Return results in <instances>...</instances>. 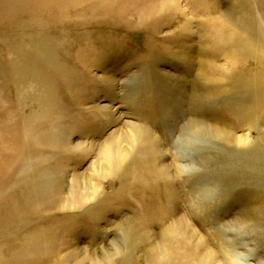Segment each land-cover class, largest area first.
<instances>
[{
  "label": "rangeland",
  "instance_id": "rangeland-1",
  "mask_svg": "<svg viewBox=\"0 0 264 264\" xmlns=\"http://www.w3.org/2000/svg\"><path fill=\"white\" fill-rule=\"evenodd\" d=\"M58 1L64 2V0ZM58 1L0 0V109L3 110V112L0 110V136H3L0 137L2 139H0V143L8 142L11 136L17 135V132L11 129V124L15 125L24 117L34 115L36 91L37 93L46 91L41 106L48 113L42 119L45 126L42 131L47 135L53 133L54 138L50 141L53 142V146L44 144L40 146L42 149L39 147L38 152L32 149L28 151L30 156L25 161L28 164L23 162L21 165L22 162H19V167H22L23 170L27 169V177L24 176L22 179L24 183L20 184V187L24 188L23 196L18 198L16 194L12 195V198H15L13 201H16L17 205L15 208L6 207L5 211L8 212V215L5 218L0 212L2 219L0 225H3L1 227L6 226L9 235L6 242H9L8 244L14 248L16 241L28 240L32 244L39 243L50 247L52 251L56 246H60V252H57L56 248L54 252L51 251L45 255L34 254V257H39L37 264H53L57 256L66 258L71 251H76L78 259L84 260V264H91L93 260L102 259L105 253H115L114 251L119 249L120 254H124L129 250L132 251L133 248L136 249L133 256L139 258V263H144L146 249L148 250L151 244H163L164 226L169 221L163 213L167 202L164 186L158 184L157 181L154 182L151 178L152 167L147 169V166L140 164H134L133 171L137 172L136 177L125 175L123 179L115 181L109 177L105 178L102 175L104 161L101 159L104 147L114 136L124 138L129 133L128 127L138 124L150 129L168 153L165 164L179 165L183 169L181 181L178 180L173 187L174 192L178 194L175 206L180 214H185L192 220L194 228L204 236L212 247L215 248V242L221 239L224 243L229 242L231 245H235V252L244 257L245 264H264V152H261L263 150L259 151V148L264 149V113H262L264 105L260 106V103L261 105L264 103V89L260 91L258 88V91L251 88L254 82L255 87L256 83L260 84L258 80L256 82V79H259L260 74L264 72H261L264 70V66H262L264 64V0L207 1V11L211 16H220L223 19L219 20L217 24L225 25L226 29L228 28L225 31L226 34L232 33L233 30L236 31L234 38H238L239 43L241 42L240 49L231 52L229 48H226L225 53L222 51L223 54L211 49L208 43H205L207 33L204 32L201 25L205 19L197 17L193 19L194 35L191 36L190 34H179L180 24L178 21H182L181 18L171 24L161 20V22H157V26L151 25V22L144 24L140 21L143 17L136 15L120 18L114 22L115 24L111 23L112 25H105L107 24L105 22L103 24L105 26L100 25L99 30L95 32L89 30L91 34L87 35L88 44L92 42L93 47H87L82 43L88 40L83 34L88 28L78 25L70 27L68 23L83 13L87 6L73 8L71 6H75L79 1L65 0L66 3L67 1L73 3L72 5L69 2L70 5L65 3L67 6L64 5V7L68 8H65L68 12L64 7L61 11H56L55 5L58 4ZM59 12L62 13L59 14ZM130 23L132 24L130 25ZM19 24H23L24 28H21ZM19 27L21 31L23 30L22 33ZM109 29L111 31H107ZM238 29L239 31H237ZM61 36L65 39L66 37L72 39L74 43L55 44L56 47L58 46V50L52 45L48 47L54 53L57 62L54 66L50 64L48 66V62L45 60L38 63L42 56L40 52L36 53L37 47L35 48V46L49 40H53L55 43V38L58 40L57 37L62 38ZM17 41L18 43H15ZM24 45L26 46L24 47ZM41 46L46 48L43 44ZM16 47L24 49V54L28 55V59L30 58L29 64L39 65L37 70H43L50 77L45 83V87L40 85L41 87L36 89L33 85L36 79L35 74L27 76V84L31 83V86H27V88L29 87L27 92H30V95L29 97L25 96L28 100L24 104L27 103L30 108L19 105L18 94H16L19 89H14L13 85L14 81H18L17 78H20L17 76L20 74V72L17 73V67L20 66L19 62L24 59L21 55L19 56V53L16 54L12 51L15 49L17 52ZM91 50L93 51L92 56L90 55ZM10 53L12 54L10 55ZM30 55L31 57H29ZM16 58L18 61L15 60ZM208 58H215L214 62L221 71L226 70L225 73L222 71L225 76H222L223 74L218 76L219 80L215 83L209 82L199 75L203 61ZM58 64L63 70H58ZM13 65L16 67L13 69L14 71L12 70L14 73L11 71ZM15 67L13 66V68ZM234 68L235 70H233ZM104 69H107L108 75L113 76L115 80L114 85H110L108 88L102 81ZM255 72L256 75L259 73L257 78ZM239 73L243 75L240 76L242 78L240 82L237 79ZM22 74L26 75L21 72ZM253 74L255 78L251 79ZM70 82L72 84H69ZM247 85L249 86L247 87ZM238 87L240 88L238 89ZM245 91L246 94H244ZM251 91L253 95L249 93ZM6 99L7 101L10 99L11 105L7 103ZM48 101L53 104L45 103ZM78 101L84 104L81 110L77 105H74ZM255 101L259 103V105L256 103L257 108L254 106L256 104L253 105ZM58 105L59 107L62 105L60 108L63 110ZM98 106H103L109 112L111 111L109 113L110 120L106 117H94L82 111V108L95 109ZM252 106L256 108V111L259 109L262 111L256 112L253 108L250 110ZM65 109L70 114L66 113ZM30 111L31 113H29ZM59 120L64 122L60 124ZM194 120L211 126H224L230 129L236 137L243 140L251 138L252 142L248 144L254 146H251L250 149L248 144H240L237 145L238 147L228 146L204 135L201 136V139H196L190 128ZM55 121L56 126L54 125ZM52 125L54 128H51ZM63 134L65 136L62 137ZM60 137L62 139L67 137L71 148L81 147V151L84 153H73L71 155L74 157L64 158L53 148L59 142ZM122 144L124 148L129 147L125 142ZM7 155H11V153ZM7 155L5 154L1 158L7 157ZM42 155L44 156L39 157ZM31 158H35L37 161ZM45 162H47L46 166ZM58 162H62L63 165L60 193L65 203H68L72 196L71 191L74 183H77L83 191L90 190L94 186L104 188L105 194L100 205L102 212L100 216L96 217L97 215L92 213L90 215L92 219L90 216L85 217L75 224V219L67 217L66 213L69 212L42 214L44 206L42 205L41 208L36 206L39 198L35 196V193H32L33 191H28L31 189L29 185L34 181V178L46 181V177L55 174L56 170L49 167ZM45 169L50 174L48 171H46L47 173L43 171ZM36 172L38 173L36 174ZM16 174L17 171L11 173L9 179L14 181ZM47 184L50 185V183H44L48 189L49 185ZM190 198L207 204L206 207H209L205 213L207 220H204V217L201 220L193 218L188 206ZM32 210L35 211V214H29ZM21 211L22 215H20ZM248 216H252V219L256 221L254 225L243 227L238 225V222L236 223L237 219L248 218ZM22 222L23 224H19ZM128 225L133 228L132 235L134 236L131 242L126 243L121 228L127 229ZM0 244H2L1 239ZM119 258L121 257H117V259ZM51 260L54 261L51 262ZM68 260L73 262V259ZM9 264H25V261L16 257V261L9 259Z\"/></svg>",
  "mask_w": 264,
  "mask_h": 264
},
{
  "label": "bare ground",
  "instance_id": "bare-ground-1",
  "mask_svg": "<svg viewBox=\"0 0 264 264\" xmlns=\"http://www.w3.org/2000/svg\"><path fill=\"white\" fill-rule=\"evenodd\" d=\"M77 1H79V2H77ZM77 1L76 2L82 6H79L78 4L73 6L72 5L73 3L71 4L69 1H67V3L69 2L72 5L71 7H73V8L74 7L82 8L86 5L87 9L84 10L83 13H80L77 16V18L72 19V17H71L72 21H68V23H69L70 27H72L73 25L87 27L88 29L83 33L84 36L87 37V39H88L87 35L91 34L90 31L95 32V31L99 30L100 25H103L105 22L107 23L105 25H112L111 23L117 22L120 18H125V17H129V16H134V15L143 17V19L140 21H142L144 24L151 22V25H153V24L156 25L159 23V21L161 22V20L165 21L166 23L171 24L173 21H176L179 18H181L182 21L181 20L178 21V23L180 24L179 25L180 26V28H179L180 33L179 34H187V35L190 34V36H191L192 34L194 35L193 19L195 17H197V18H200L202 20L205 19V21H207V22L201 21L202 22L201 25L203 26L204 32L207 33L205 43H208V45L211 49L216 50V52L217 51L221 52L222 54H223V52L225 53L226 48H229V50L231 52H233L234 50L240 49L239 48V44L241 43V42L239 43L240 40H238V38L237 39L234 38L236 36L235 35L236 31L233 30L232 33L229 32L228 34H226L225 31L228 28L226 29L225 25L221 26V25L217 24V23H219V20H223V19L220 16H211L210 12L207 11L208 10V8H207V6H208L207 1L208 0H77ZM31 2H32V0H31ZM49 2H51V0H49ZM71 2H72V0H71ZM85 2H87V3H85ZM57 3H58L57 5H55V3H54V5L56 7V8L55 7L54 8L57 9L56 11H58V10L61 11L62 7H64V5L67 4L65 0H64V2L58 1ZM69 3H68V5H70ZM33 4H35V3H33ZM50 4H48V5H50ZM66 6L64 7V9L67 8ZM55 9H53V10H55ZM67 9H65V11ZM31 12H32V10H31ZM67 12H68V10H67ZM61 13L62 12H59V14H61ZM220 15H221V13H220ZM60 16H62V15H60ZM63 16L65 17V15H63ZM45 17H47V16H45ZM40 18H42V17H40ZM138 19H139V17H138ZM29 21H31V20H29ZM29 21H27V22H29ZM140 21H139V23H140ZM56 22H59V21H56ZM50 23H51V21H50ZM131 24L132 23H130V25ZM19 25L21 28H24V27H22L23 24H19ZM60 25H62V24H60ZM105 25H103V26H105ZM229 25L231 26L230 23H229ZM20 27H19V29H20ZM57 27H59V26H57ZM102 28H104V27H102ZM35 29H37V27ZM22 31L20 29L21 33H22ZM107 31H111V30L109 29ZM237 31H239V29ZM63 32H65V31H63ZM31 33H33V32H31ZM3 34L5 35V33H3ZM109 34H111V33H109ZM26 35H27V33H26ZM240 35H241V33H240ZM13 36H14V34H13ZM52 37H55V36L52 35ZM62 38L57 37L58 40H56V38H55V41H56L55 43L53 40H49L48 41L49 43L46 41H43L40 43L39 46H35V45H37V43H34L35 45H33V46H35V48L37 47L36 53L40 52L41 56H42L41 60L38 63H41V61H43V60L48 62V66H49V64L51 66H54L57 63L56 59L54 57V53L51 52V50L48 49V47H51V45H52V47L57 48L58 46L56 47V45H58V44H63L65 42H71V43L73 42V40L70 38H67V37H66V39L65 38L62 39ZM260 41H261V39H260ZM21 42H23V41H21ZM50 42H52V43H50ZM15 43H18V41ZM88 43H89V39L86 40L85 42H83L82 44L84 46H87V47H93V45L91 44L92 42L90 44H88ZM41 44L45 45L46 48L42 47ZM25 46L26 45H24V47ZM14 48H15V46H14ZM32 48H31V50H32ZM63 48H65V47L63 46ZM10 49H12V48H10ZM16 49H17V52L15 49L12 51L15 52L16 54L19 53V56L21 55V57H24V59H23V61L19 62L20 66L17 67V73L20 72V74H18L17 76H19L20 78H17L18 81H14L15 83H13V85H14V89L15 88L19 89L17 93H16L17 90L15 91V93L18 94L17 95V98H18L17 101H18L19 105H23L25 108V106H27V103L26 104H24V103L26 100H28L27 97H29V95H30V92L29 93L27 92V91H29V89H28L29 87L27 88V86H29L31 84V83L27 84V79H28L27 76L32 74V73L35 74V78H36L35 83L36 84L33 83V85L36 89L38 87H41L40 85H43L45 87V83L48 81V79L50 77L47 76L45 74V72H43V70H41V69L37 70V68H39V65L36 66V64H34V66H33V65L29 64L30 62L28 60L30 58L28 59V55L24 54V52H25L24 49H22L20 47H16ZM56 50H58V48ZM246 50H249V49H246ZM69 51H71V50H69ZM73 52H74V50H73ZM15 53H13V54H15ZM29 53H30V51H29ZM11 54L12 53H10V55ZM32 54H33V51H32ZM90 55L91 56L93 55L92 50L90 51ZM213 56H215V55H213ZM8 57H10V56H8ZM11 57H13V56H11ZM29 57H31V55ZM263 57H264V55H263ZM229 58H230V56H229ZM260 58H261V56H260ZM254 59H255V57H254ZM257 59H259V58H257ZM9 60H12V59H9ZM15 60H17V58ZM214 60H215V58L214 59L213 58L205 59L203 61L202 65L200 64L201 67L199 70V75L201 77L205 78V80H208L209 82H212V83L217 82L219 80L218 76H221V74H223V72L224 73L226 72V70L224 71V69L222 70L223 71L222 72L221 69L219 68V66L214 62ZM58 61L61 62L60 60H58ZM262 61H260V62H262ZM11 64H12V62L10 63V65ZM29 65H30V67H29ZM13 66L15 67V65H13ZM13 66H11L12 67L11 71L13 69H16V67L13 68ZM262 66H264V64ZM57 67H58V70L62 69V67H60L59 64L57 65ZM104 68H106V67H104ZM31 69L34 71H32ZM94 69H95V67H94ZM260 69H263V68H260ZM106 70L107 69H104L102 71L104 73L102 81H103V83H105L106 88H108L110 85H112V86L114 85L115 80H114L113 76L108 75L109 73L106 72ZM233 70H235V68ZM13 71H12V73H14ZM263 71L264 70H261V72H263ZM21 72L26 73V75L25 74L21 75ZM257 72L260 73V71H257ZM255 75H256V72H255ZM255 75L254 74L251 75V76H253V78H251V77L250 78L254 79ZM257 75H256V78H257ZM12 76H13V74H12ZM12 76H10V77H12ZM222 76H225V74H223ZM240 76H243V75L239 73L238 78H237L239 80V82L242 79ZM244 77H246V76H244ZM14 79H16V78H14ZM257 80L260 84L256 83V87H255V82H254V80H252L254 82V85L251 88H255L258 91H259V89H260V91H263L262 89H264V72L262 74H260L259 79H256V82H257ZM252 83H251V85H252ZM69 84H72V83L70 82ZM243 84H244V82H243ZM247 84H250V82L249 83L247 82ZM237 85H238V83H237ZM74 86H75V84H74ZM248 86L249 85H247V87ZM34 87H33V89H34ZM68 87H69V85H68ZM240 87H238V89ZM244 87H245V85H244ZM241 88H243V87H241ZM30 90L32 91V89H30ZM50 90H51V88H50ZM69 90H70V87H69ZM10 91H11V89H10ZM252 91L249 93H252ZM45 92L43 91V92L37 93V91H36V94L34 97L35 103H36L34 105H35L36 109H35L34 115L33 116L31 115L32 117H24L22 120H20V122H16L15 125L11 124V126H10L11 129H13L15 132H17V135L11 136V139H8V142L4 141V142L0 143V158L3 155L5 156V154L7 155V154L11 153V155H7V157L0 159V208H1L0 212L4 218L8 215V212L5 211L6 207L7 208H9V207L15 208L17 205L16 204L17 202L13 201L15 198L13 197L14 198L13 199L12 195L16 194L18 198L19 197L21 198L23 196L22 192L24 191V188L23 187L21 188L20 184L24 183V181H22L23 177L24 176L27 177V173H26L27 169L24 168V170H23L22 167H19V162H22L21 165H23V162L26 161V158H28L30 156L27 152L30 151L31 149L33 151L38 152L39 147L44 145V144L53 146L52 145L53 142L52 143L50 142L54 139L53 135H52L53 133L47 135V134H44L42 131V130H44V127H45L44 123H42L43 122L42 119L45 116H47V113H48L47 111H44L42 109V106H41V105H43L42 101L44 99V94H46ZM253 93H255V91H253ZM253 93L251 95H253ZM52 94H53V92H52ZM244 94H246V91ZM9 95L11 96V94H9ZM26 95H27V97H26L27 99L25 98ZM259 95L261 96L260 93H259ZM49 96H51V95L49 94ZM256 96H258V95H256ZM32 98H33V96H32ZM257 98L259 99V97H257ZM261 98H262V96H261ZM9 100L7 101V99H6L7 103H9ZM11 100H13V99L11 98ZM49 101L45 102V103H51ZM79 102L80 101H78L74 105H77V107H79L78 109L81 110V107L84 104L82 102H80V103ZM263 102H264V99H263ZM28 103H31V102H28ZM32 103H34V102L32 101ZM256 103H258V102L255 101V103H253V105ZM52 104L53 103H51V105ZM2 105H4V104H2ZM258 105H259V103H258ZM263 105H264V103H262V105L260 103L261 107H263ZM61 106L62 105H60V107ZM254 106L256 107L257 104ZM260 106H259V108H261ZM27 107H29V106H27ZM58 107H59V105H58ZM24 108H22V110ZM84 108H82V111L88 115H93L94 117L99 116L100 118L106 117L108 120L111 119L110 114H109L111 111L109 112V110L103 106L95 107V109H91V107H90V109H88V108L84 109ZM252 108H253V106L251 107L250 110H252ZM256 108H253L254 111H256L255 110ZM18 109H19V107H18ZM60 109L63 110L62 108H60ZM60 109H59V111H60ZM46 110H47V108H46ZM242 110H244V109L242 108ZM1 111L3 112V110H1ZM27 111H29V110H27ZM65 111H66V109H65ZM258 111H262V110L259 109ZM258 111H256V112H258ZM9 113H10V111H9ZM29 113H31V111ZM66 113H68V112L66 111ZM77 113H79V112H77ZM262 113H264V111ZM68 114H70V113H68ZM64 117H65V115H64ZM55 118H58V117H55ZM27 119H29V120H27ZM61 119H63V118L61 117ZM45 121H46V119H45ZM59 121L58 122L60 124H61V122H64L62 120H59ZM66 121H69V120H66ZM257 122H258V120H257ZM54 123H55L54 125L56 126V124H57L56 121ZM4 128H6V127H4ZM51 128H54L53 125ZM59 128H61V126H59ZM65 128H66V126H65ZM190 128H191V132L193 133V135L196 139H201V136L204 135V136H207L208 138H211V139H213L217 142H220L224 145L235 146V147L237 145H240V144H248V143L252 142L251 138L243 140V139L239 138L238 136L237 137L234 136V134L232 133V131L230 129H228L224 126H221V125H214V126L212 125L211 126L209 124H205L202 121L194 120L191 123ZM128 129H129V133L126 134L124 136V138H120V136H117V137L114 136L113 139H111L110 142L104 147V150H103L104 154L101 157L102 161H104V166L102 165L103 166L102 167V175L105 178L109 177L111 180L115 181V180H118L121 178L123 179V177L125 175L136 177L137 172L133 171V169L135 167L134 164L135 165L140 164L142 166H147V169L152 167L153 172L151 171L150 176L154 182L157 181L158 184H162L164 186L165 196H166V200H167L166 205H165L164 210H163V213H164L165 218L168 219L169 221H167L166 225L164 226L163 244L162 245L151 244V246H149L150 248H148V250L146 249L147 253L145 254L144 263H141V262L139 263V261H140L139 258L136 256H133V253H135L134 251L136 250L133 248V249H131L132 251L129 250V252H124V254H120L121 251L119 249H116L114 251L115 253H105L104 257L102 259L93 260L91 262V264H245V262L243 261L244 257L235 252L236 251L235 245H231L229 242L224 243L223 240L221 241V239H220V240L215 242V245H216L215 248L212 247L210 245V243L204 238V236H202L199 233V231L196 228H194V226L192 224V220H190L188 217H186L185 214H180V212L176 209L175 203L178 200V197L176 195H178V194L174 192L173 187H175L174 186L175 183L181 179V174L183 173V169H182V167H179V165L176 166L175 164H173L170 166L168 164H165V162H166L165 158L168 156V153L164 150L163 146L160 144V142L157 140V138L153 135L151 130L148 128H145L142 125H138V124H132L131 126L128 127ZM55 130H56V127H55L54 131ZM1 131H2V129H1ZM14 131H13V133H14ZM70 132H71V130H70ZM2 133H4V132L2 131ZM6 136L8 137L7 134H6ZM9 136H10V134H9ZM61 136L63 137L65 135L63 134ZM66 136H67V132H66ZM119 139H120V141H119ZM122 142L127 143L129 145V147L124 148L122 146L123 145ZM254 144H256V143H254ZM248 146H249V144H248ZM251 146H254V145L250 144V146L248 148L250 149ZM44 147H46V146H44ZM242 147L246 148L245 146H242ZM53 148L56 151H58V154L62 155L64 158L67 157V159L69 157L73 156V155H71L73 153L74 154L75 153H78V154L84 153V151H81V149H82L81 147L71 148V146L67 142V137H64L63 139L60 137L59 142ZM260 150H263V151H261L262 153L264 152V149L259 148V151ZM43 156L44 155L39 156V157H43ZM31 159H35V158H31ZM43 159H45V158H43ZM29 160H30V158H29ZM32 161L34 162V160H32ZM38 161L42 162L40 160H38ZM25 163L28 164V162H25ZM34 163H36V162H34ZM46 163L47 162H45V166L47 165ZM62 167H63L62 162L55 163L54 165L49 167V168L56 170L55 174L53 173V174H51L50 177L49 176L46 177V181H44L42 179L36 180L34 178V181H32L31 185H29L31 187V189H28V191L29 190L33 191L32 193H35V196H37V198H39L38 204L36 206H39L38 208H41L42 205L44 206V209H43L44 213H42V214L46 215L48 212L49 213H54V212L66 213V212H69V213H66V214H68L67 217L72 218V220L75 219V221H76V222L74 221L75 224H77V222H79L81 219H84L85 217L88 218L92 213L97 215L96 217L100 216L102 214L100 205L102 204L101 202L104 199L103 196L105 194L104 188L101 186H94L93 188H90V190L88 189V190L83 191L78 186L77 183H74L73 189L71 191L72 196H71L69 202L65 203V201L63 200L62 195L60 193L61 184H62V182H61L62 181V179H61ZM15 171H17L16 177H14L15 180L11 181L9 179V177L11 176L10 174L15 172ZM43 171L46 172L48 170L45 169ZM43 171H42V173H43ZM174 171H176V172H174ZM37 173L38 172H36V174ZM49 174H50V172H49ZM43 175H44V173H43ZM38 177H40V176H38ZM45 182L50 183V185L47 184V185H49L48 189H47L48 186L44 185ZM192 199H193V197H192ZM192 199H191L192 202L190 201L191 204L188 203V206L191 210V213L193 214V218H197V219L200 218V220H201V218L204 217V220H207L206 219L207 214L205 216V213H207L208 208H209V207L208 208L206 207L207 204H205V202L197 201V199H194V200H192ZM25 200H28V199H25ZM33 208H34V205H33ZM190 210H188V211H190ZM34 212L35 211L32 210V211H30L29 214L34 213ZM39 213H36V214L39 215ZM20 215H22V211H21ZM91 219H92V217H91ZM91 219H90V221H92ZM0 220H2L1 215H0ZM18 222H20V221H18ZM88 222H89V220H88ZM96 222H97V220H96ZM236 223L238 225L239 224L242 225L243 227H249L248 225H250V226H251V224L254 225L256 223V221L252 219V216L251 217L248 216V218L247 217H241V218L237 219ZM16 224H17V222H16ZM19 224H23V222L19 223ZM14 225H15V223H14ZM1 226H3V225H0V239L2 240V244H0V264H9V259H11V261H16V257H18L19 260L22 259L23 261H25V264H37L39 257L38 256L34 257V254L37 255V253H40V255H45L46 253H51L52 249L50 247L41 245L39 243H33L32 244L28 240H23L21 242L15 240L17 243H16L15 247L12 248V246H10L8 244L9 242H6L9 239V235H8L7 230H6V226L5 225H4L5 227H1ZM128 226L129 227H127V229H125L123 227L121 228L123 231L122 234L124 236L126 243L131 242V240L133 239V236H134V235H132L133 228L130 227V225H128ZM56 248L58 250V251L57 250L56 251L60 252L59 251V250H61L60 246H58V247L56 246ZM56 248H53L52 252H54ZM77 255L78 254L76 251H71L67 255L66 258H62V257L59 258V256H57L55 261L51 260V262L54 261L53 264H84L85 261L78 259ZM117 257H121V258L117 259ZM40 258H42V257H40ZM68 259H73L72 260L73 262H70Z\"/></svg>",
  "mask_w": 264,
  "mask_h": 264
}]
</instances>
